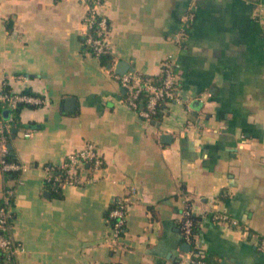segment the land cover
<instances>
[{
	"label": "crops",
	"instance_id": "crops-1",
	"mask_svg": "<svg viewBox=\"0 0 264 264\" xmlns=\"http://www.w3.org/2000/svg\"><path fill=\"white\" fill-rule=\"evenodd\" d=\"M90 3L0 0V93L48 100L14 120L20 178L7 183L0 169V199L6 184L15 189L22 245L6 264H182L186 204L197 246L217 263L264 264V0H106L108 64L84 48ZM168 56L180 100L146 121L126 104L116 70L125 62L158 76ZM88 143L104 166L54 196L45 165ZM119 198L126 225L113 250L109 210Z\"/></svg>",
	"mask_w": 264,
	"mask_h": 264
},
{
	"label": "built area",
	"instance_id": "built-area-1",
	"mask_svg": "<svg viewBox=\"0 0 264 264\" xmlns=\"http://www.w3.org/2000/svg\"><path fill=\"white\" fill-rule=\"evenodd\" d=\"M105 1L91 0L90 8L85 18L88 28L84 36L85 44L91 48L88 51L97 57L101 54L111 53L108 40L110 29L109 19L104 15H100L98 12V9ZM193 21L194 13L191 12L183 19L182 31L184 32ZM95 24L98 26L97 36L93 37L90 34V30ZM177 68V60L172 56H168L162 62L161 72L158 75L159 80L147 78L146 74L134 70H127L123 74L117 73L115 77L119 80L123 90H125L126 96L124 100L126 104L134 109L144 120L152 121L159 111L165 113L168 108L180 100ZM143 94H146L145 104L141 105L143 101L141 100V95ZM47 102L46 97L29 91H2L0 93V169L3 176L6 172H22L26 168L22 163L9 162L7 160V156L10 154V137L14 128L12 113L20 105L37 107ZM6 109L10 110L8 117H5L3 113ZM103 166V156L93 144L88 143L83 148L70 152L62 164L45 165L44 168L47 173L45 183H49L54 191L60 190L65 184L81 185L84 183L81 176L82 171L96 170ZM14 196L15 189L6 185L2 195L3 206L0 208V249L5 252L8 261L13 260L16 254L22 249V245L14 239L12 233V206ZM126 216L127 203L125 199L119 198L109 210L110 221H114L111 226L113 250H117L118 242L124 233ZM192 216L193 211L186 204L182 213L181 233L183 242L190 245V250L188 252L189 259L186 262H182V264H219L207 261L205 259L206 251L197 246L195 240L196 235L193 231L194 222ZM223 218L226 217L216 216V219ZM260 241L261 246L264 247V237L260 238ZM194 244L197 250H192V245Z\"/></svg>",
	"mask_w": 264,
	"mask_h": 264
},
{
	"label": "trees",
	"instance_id": "trees-1",
	"mask_svg": "<svg viewBox=\"0 0 264 264\" xmlns=\"http://www.w3.org/2000/svg\"><path fill=\"white\" fill-rule=\"evenodd\" d=\"M99 18V17H98ZM110 24V23H109ZM97 24L94 25V27L90 30V34L93 36V37H96L97 36ZM83 43H84V48L87 49V50H91V48L85 44V37L83 38ZM98 58L101 60V62L103 64H108L110 63L111 59H112V55L111 53H106V54H101L100 56H98ZM147 78H153V80H159L158 76H146ZM4 91L6 92H9L10 89L8 87L4 88ZM126 96V93H125V90H124V97ZM146 98V94H143L141 95V100H143L141 102V105H144L145 100ZM24 107V105H20L19 108L17 110L14 111V120L16 121V125L19 124V113L21 111V109ZM164 113L159 111L158 114L155 116L154 120L156 121H159L161 120V118L163 117ZM10 140H11V137H10ZM7 160L9 162H17V163H20L16 158L15 156L11 153V150H10V154L7 156ZM20 175H21V172L20 171H9V172H6L4 173V180L8 183L9 180L11 179H19L20 178ZM8 187L9 185L6 184ZM46 186L48 188H51V185L49 183H46ZM51 191L53 192L54 196L56 197H61L62 194L60 193V190L58 191H54L52 190L51 188ZM3 206V199L1 198L0 199V208ZM193 218V222H194V226H193V231L195 233V235L197 234L198 232V218H196L194 215L192 216ZM111 222H114L111 220ZM192 250H197L196 247H195V244L192 245ZM205 259L207 261H209L210 263H217V261L213 258V254L209 253V252H206V255H205ZM7 263V257H6V254L5 252H3V250L0 249V264H6Z\"/></svg>",
	"mask_w": 264,
	"mask_h": 264
},
{
	"label": "water",
	"instance_id": "water-1",
	"mask_svg": "<svg viewBox=\"0 0 264 264\" xmlns=\"http://www.w3.org/2000/svg\"><path fill=\"white\" fill-rule=\"evenodd\" d=\"M127 70H128V65H127L125 62H121V63L119 64V68L116 70V72H117L118 74H123V73H125ZM66 104L68 105L67 109L70 110V107H72L71 105L74 106V100H73V99L67 100ZM71 109H72V108H71ZM3 113H4V116H5V117H8L9 114H10V110H9V109H6V110H4ZM14 131H16V130H14ZM9 148H10V149L12 148V145H11V144H9ZM183 250L186 251V252H189V250H190V245L187 244V243H185V244L183 245Z\"/></svg>",
	"mask_w": 264,
	"mask_h": 264
}]
</instances>
